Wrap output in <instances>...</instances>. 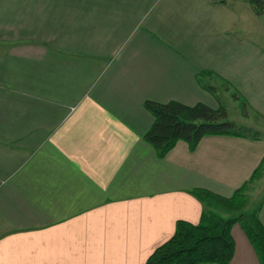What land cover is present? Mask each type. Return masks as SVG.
I'll return each instance as SVG.
<instances>
[{"label":"crops","instance_id":"1","mask_svg":"<svg viewBox=\"0 0 264 264\" xmlns=\"http://www.w3.org/2000/svg\"><path fill=\"white\" fill-rule=\"evenodd\" d=\"M220 1L0 0V264H146L177 221L199 222L191 191L230 197L260 165L262 179L264 136L178 142L163 159L143 139L146 101L214 109L219 89L264 121L258 12ZM97 27L141 41L114 58ZM231 236L230 264H259Z\"/></svg>","mask_w":264,"mask_h":264},{"label":"trees","instance_id":"2","mask_svg":"<svg viewBox=\"0 0 264 264\" xmlns=\"http://www.w3.org/2000/svg\"><path fill=\"white\" fill-rule=\"evenodd\" d=\"M248 2L257 12L264 10V0ZM144 107L152 115L153 122L143 139L156 151L159 159L172 151L178 142H184L188 150L194 152L206 136L261 139L259 132L228 121L226 110L219 101L214 109L202 103L189 106L177 101L164 104L146 101ZM260 172L261 165L230 197L203 189L191 191L202 205L199 222L192 225L177 221L174 235L152 253L146 264H230L234 257L231 236L234 225L244 233L259 264H264V225L258 216L262 204L250 211L251 200L246 195L247 187ZM215 209L229 217L215 214Z\"/></svg>","mask_w":264,"mask_h":264},{"label":"rangeland","instance_id":"3","mask_svg":"<svg viewBox=\"0 0 264 264\" xmlns=\"http://www.w3.org/2000/svg\"><path fill=\"white\" fill-rule=\"evenodd\" d=\"M81 4L76 3L75 5H77V10H80L81 17H84L89 14L90 9L87 10L85 8V5ZM87 5L89 4L87 3ZM94 10H96V8H94L93 11ZM258 15L259 18L257 19V26L258 31L261 35V47L264 48V10L262 12H258ZM175 19L176 15L174 12L170 16L166 17L165 23H167L168 25L170 21L174 22ZM103 30L104 31H102L100 27H97L95 31L96 33H93L94 40L92 41L97 44L94 45L95 49H98L99 51L102 50L104 53L112 51V55L114 58H122L128 56L129 53H131L134 44L139 43L141 41V38L139 37L140 33H137L138 28L133 31V33L131 32L132 34H130L122 44H120L121 40H123L124 36H127L126 34L124 35V31H122L123 29L119 28L115 30L114 28L113 32H110V29L108 31L106 28H104ZM215 98L217 101H219V103L224 106L227 113L228 121L233 122L238 126H241V123L247 124L251 126L254 131L259 132L260 136H264V121H262L257 114L253 113L254 110L251 109L250 105L243 98H241L237 92H234L232 90L229 91L219 89V92H217L216 96H214V99ZM247 113L249 114L248 118H246ZM260 177L261 174L259 175V177L254 179V181L247 187L248 189L246 191V195L251 194L253 196L251 198L252 204L249 209L250 211L255 209L264 201V174L262 179ZM213 212L224 218L229 217L218 209H215ZM234 226L240 229L238 225Z\"/></svg>","mask_w":264,"mask_h":264}]
</instances>
